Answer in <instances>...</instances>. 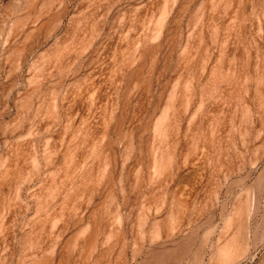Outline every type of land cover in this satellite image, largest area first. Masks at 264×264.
Here are the masks:
<instances>
[{"label": "rangeland", "instance_id": "obj_1", "mask_svg": "<svg viewBox=\"0 0 264 264\" xmlns=\"http://www.w3.org/2000/svg\"><path fill=\"white\" fill-rule=\"evenodd\" d=\"M0 264H264V0H0Z\"/></svg>", "mask_w": 264, "mask_h": 264}]
</instances>
